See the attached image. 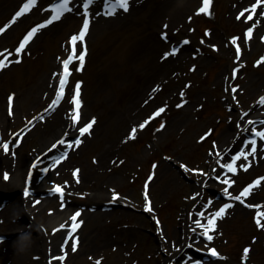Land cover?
I'll list each match as a JSON object with an SVG mask.
<instances>
[{
  "label": "rangeland",
  "instance_id": "obj_1",
  "mask_svg": "<svg viewBox=\"0 0 264 264\" xmlns=\"http://www.w3.org/2000/svg\"><path fill=\"white\" fill-rule=\"evenodd\" d=\"M51 1L38 0L30 12L12 23L14 13L22 7L24 0H0V27L6 28L0 34V53L3 54L0 59L10 58L12 66H16L0 85L4 105L6 98L15 94L14 98L19 101L17 111L22 120L32 103L43 105L39 113L26 123V129L36 117L48 115L45 111L47 107L55 106L53 102L59 93L60 80L55 82L53 78L60 71L61 79L63 77L62 45L68 49L69 35L77 34L82 29L83 20L89 19L90 31L84 41H77V60L71 66L73 75L65 89L67 95L62 99L68 114L71 113L75 85L82 82L81 107L85 116L89 117L86 123L95 118L96 128L85 135L83 148L77 147L69 155L70 162L81 161L83 166H92L91 160L106 145L124 136L131 125L135 127L134 121L151 118L139 135L128 140L122 148L120 143L117 149V161H127L137 156L129 166L131 172L128 177L119 180L103 197H93L99 183L94 177L82 196H66L67 201L68 197L75 200L68 205V213L79 211L81 215L75 222L82 220L83 223L76 232L68 234L67 242L60 248V257L64 256L65 259L67 255L70 256L75 238L78 237L77 245L82 249L85 261L69 264H97V261L100 264H264V228L260 227V223H264V179L259 185L254 183L264 178V138L255 140V153L250 151L252 141L244 140L245 144L238 145L230 152V148L223 151L219 155L220 159L210 164L214 145L221 144L227 132H232L236 125H241L243 120H248L255 113L264 111V105L259 103L260 98L264 97L261 96L264 91V25L257 26L248 22L250 20L244 21L245 17H237L239 11L254 0H212L209 7L211 14L199 12L203 0L190 1L184 9L185 13L171 23L170 38L164 41V49L168 53L170 47L181 40L186 41V48L173 54V61H178V64L171 71L169 81L162 89L155 91L152 102L139 109H134L133 99L145 79L148 57L141 55L130 58V50L143 29L148 28L147 20L143 16L129 17V23L123 25L117 18L129 15L128 11L122 12L115 7L109 12L114 14L105 15L100 22L93 23V18L97 19L100 14L90 7L98 0H93L87 12L83 7L84 0H71V10L65 11L58 19L63 27L56 32H37L24 52L17 54L15 49L26 33L51 18L53 13L46 10ZM40 9L42 14H39ZM104 9H107L106 4ZM262 9L264 6L261 5L253 19ZM249 28L252 29L251 38L247 35ZM234 37L238 38L235 43ZM253 41L258 43L257 46H252ZM85 43L88 51L83 70H80L78 57ZM238 54L243 55V58L238 57ZM237 62L238 66L235 64ZM166 100L167 107L164 105ZM161 107L165 111L155 116ZM232 113L236 117H232ZM111 114L115 117H111ZM166 117L174 120L173 128L171 133L160 137L158 129ZM84 122L83 118L76 126ZM253 127L264 131V121L252 125L246 131H252ZM154 138L156 141H153ZM35 140L31 137L25 139L20 152L27 151ZM147 143H151L152 149H146ZM139 151L144 153L138 156ZM241 152L245 155L236 160L237 171L226 172L223 165L236 159ZM61 154H66V151ZM52 162L53 158L44 167L48 169ZM164 165L171 168V175L159 191L144 196L146 181L153 171ZM241 165L248 167L245 169ZM216 170L219 172L216 173ZM217 176L223 178L222 182ZM226 180L229 183H225ZM54 183L62 185L64 179L59 178ZM250 183L253 187L249 195L236 200L235 197ZM217 184L224 190L216 193ZM52 185L47 184L46 191L33 193L32 197L54 198L58 206L64 208L65 195L63 198L61 194L52 195ZM226 188L234 198L221 197ZM4 191L0 194L2 204L13 201L19 194L14 190ZM119 197H125L133 206L112 205ZM149 200L152 211H148ZM225 204L230 205L225 213L215 217V213ZM111 209L121 211L112 218L106 214ZM18 217L13 211L6 213L2 208L0 234H4L10 222ZM209 217L215 219L216 227L210 228L212 242L204 243L202 234ZM20 222L43 234L51 233L47 224L40 229L39 224L44 222L42 220L36 223L27 216ZM126 225H137L136 232L130 233ZM16 234H20L19 231ZM28 234L31 239L23 245L19 244V254L12 251L9 260L13 264H51L47 250L38 248L36 232ZM4 235L5 241L11 245L14 235ZM105 236L111 240H126L128 251L121 258L103 254L101 240ZM186 238H191L192 241L188 242L192 243L188 244ZM203 243L205 250L198 247ZM209 248H216L221 258H208ZM245 248H250L247 255L244 253ZM173 250L177 251L178 258L173 257Z\"/></svg>",
  "mask_w": 264,
  "mask_h": 264
},
{
  "label": "bare ground",
  "instance_id": "obj_2",
  "mask_svg": "<svg viewBox=\"0 0 264 264\" xmlns=\"http://www.w3.org/2000/svg\"><path fill=\"white\" fill-rule=\"evenodd\" d=\"M102 1L105 2V0ZM102 1L96 2L90 7V9L97 10L100 14L97 19H95V17L93 18V23L100 22L105 15H110L108 10H104ZM190 1L192 2L193 0H129V9L127 10L129 15L117 18V21L123 25L129 23L131 20L129 17L143 16L145 20H147L145 22L147 23L148 28L143 29L139 38L135 39V43L131 46L130 50V58L134 59L141 55L148 57L145 79L137 91L138 94L136 93V95H134V109H139L140 106H147L149 102H152V97L156 94L155 91H157L158 88L162 89L165 86L170 79L171 71L177 66L178 61L177 63L176 61H173V54L165 56L168 52L164 49V41L170 38L169 32H171V23L176 21L181 14L185 13L184 9L187 8ZM262 6H264V3ZM256 10H258V8ZM259 11L256 13L255 18L248 22L257 26L264 25V9H262L261 12ZM39 14H42L41 9ZM249 14H252V12L248 11L245 13V18ZM60 21L56 20L55 22L41 28L38 32H56L55 30L58 31L63 27L61 25L62 22L60 23ZM165 25H167V27H165ZM90 28L91 26L89 27V31ZM165 33L167 34V37L163 39L161 35ZM253 42L254 44H252V46H257L258 43L256 41ZM185 48L186 45H183L179 50H184ZM68 51L69 50L66 49V46L63 44L61 62L63 61V56H67ZM241 58H243V55ZM7 61H10V58H7ZM235 64L238 66L239 62ZM15 69L16 66L13 67L12 62L10 61L6 67L0 70V85L3 81H6L7 77L11 74V71H14ZM60 72L59 74H55L53 78L55 82H58V79L60 80ZM219 80H221V77H219ZM65 95H67V92ZM262 95H264V91L261 96ZM64 102L65 101L61 99L58 103H55V106L53 105L50 108L47 107L45 112H47L48 115L44 117L43 115L36 117L32 125L26 129V123L39 113L40 107L43 105L39 106V103H32L27 109V115L22 120L17 111L19 101L16 98L13 99L12 110L9 112V99L6 98V104L4 105L0 89V194L2 195L3 192H5L4 190H14L16 194L19 193L11 202L4 204H1L0 202V210L3 208L6 213L13 211L17 217L19 216V219L14 218L13 221L10 222L7 231L3 232L7 235L8 233H11V235L14 236L11 238V245L5 240H0V264H13L11 260H9L10 253L16 251L19 254V244H24L31 239V236L28 234L31 231H35L38 235V248L39 250H47V255L50 258L51 264H69L78 261L79 263H82L85 261V258L83 259L82 249L78 247L76 241L74 243V245H76V251L71 250L70 256L67 255L65 259H59V251L65 242V235L69 233L68 226L73 214V212H71V214L68 213L67 207L70 203L75 201L71 198L69 199V197L67 201L66 196H82V193L86 191L93 182L94 177L99 180V183L93 197H103L107 191L109 192L114 188V185H116L119 180L122 181L129 176L131 172L129 166L131 163L133 164V161L137 158V156H132L127 161L116 160L118 156L117 149L120 148V143L122 148L124 144L128 143V140L131 141L133 139L130 136V130L134 128V126L131 125V127L125 131L124 136H119L116 141L112 142V144L110 143L111 145H106L98 153L97 157L91 160L92 166H83L81 161L70 162L69 155L73 154L75 148H83L86 138L85 135H88V133L81 134L80 131H76L75 126L77 121L71 119L70 114H68L69 111L66 103ZM164 105L167 107L168 100L164 102ZM79 113V121L83 118L85 119V122L89 120V117H86L83 112V107L79 109ZM263 115L264 111H260L252 115L250 118L262 117ZM111 117H115V115L111 114ZM232 117H236V114L232 113ZM144 121L145 118L139 120V122L138 120L134 121L135 127L137 128L136 136L143 131L144 128L140 129L138 126ZM173 123L174 120L172 118L169 120L167 117L164 118L161 122V125L163 124L164 127L161 128L160 126L158 129L160 132L159 136L162 137L165 134L171 133ZM247 123V120H243L241 125H236L237 127H235L232 132H227L226 135H224L221 144H216L214 147L215 152L210 157V164H215V160L220 152L222 153L229 148V151H231L238 145L240 146V140L242 139L240 138V135H242V131L239 129L248 128L249 124ZM95 128L96 125H93L90 132L95 131ZM17 134L18 136L15 137ZM20 136H22L21 142L18 141L21 138ZM29 137L36 138L35 142L27 151L20 152L22 145L25 143V139H29ZM72 138H75V141L69 146L67 143ZM154 140L156 141V138H154L153 141ZM76 141H81V143L77 145L75 143ZM4 143L9 144L7 151L3 148ZM145 147L148 150L152 149L151 143H147ZM64 148H66L69 153L57 162V158H60L58 152ZM142 153L144 152L139 151L138 156ZM52 158H56L55 163L53 162L54 166L53 168L50 166L48 167V170H46L47 168L44 166H48L49 162L52 161ZM75 169L80 170L78 173L79 180H77ZM171 171V168L167 165L153 171L152 176H150L145 183L146 193L151 196V194L159 191L164 182L171 175ZM218 172L219 170H216V173ZM5 174H7V179L4 178ZM59 178L64 179V183L61 185L64 191L63 195H65L64 201L66 205L64 208H60L58 203L53 200L54 198L43 199L32 197L33 193L46 191L47 184L56 182ZM57 185L58 184H54L53 186ZM221 189L222 187L219 184L215 185L216 192ZM115 204L130 207L131 205L133 206V203L128 202L125 197L115 200L112 205ZM120 211L121 210L111 209L106 212V214L113 218L115 213L117 212L119 214ZM27 216L31 221L36 223H38L37 221H44L42 225L39 224L40 229L45 228L47 224L50 226L51 233L43 234L32 226L22 225L20 221ZM61 225L67 226L61 227ZM36 226L38 225L36 224ZM126 226H129L128 231L130 233H135L138 227L137 225ZM16 231H19L20 234L17 235ZM24 231L27 232L23 234ZM103 239L104 240H101L102 251H104L103 254H110L113 258H121L122 254L128 251V248H126L128 242L122 238L119 240H111L108 236H105ZM186 239L187 240L185 241L187 242L192 241L191 238ZM161 240L164 241V239ZM189 243L192 242H188V244ZM204 246L203 243L201 247H198L204 249ZM176 252V250H173L172 255L173 257L178 258ZM58 259L60 261H58Z\"/></svg>",
  "mask_w": 264,
  "mask_h": 264
},
{
  "label": "snow or ice",
  "instance_id": "obj_3",
  "mask_svg": "<svg viewBox=\"0 0 264 264\" xmlns=\"http://www.w3.org/2000/svg\"><path fill=\"white\" fill-rule=\"evenodd\" d=\"M93 0H84V3H83V7H84V10L85 12L88 11V8H89V5L92 4ZM261 0H257V3L256 4H253L252 7H251V12H252V15H248L246 17V19L248 20H252L253 19V15H255V12H256V9L257 7L259 6ZM38 3V0H26V2H24L22 4V7H20L15 13H14V16L12 18V23H15L16 20L22 16H24L26 13L30 12V10ZM118 3L120 5V7L127 11L129 9V0H118ZM212 3V0H203V5L202 7H200L199 9V12H208L209 14H211L209 12V7ZM69 4H70V0H61L60 3L58 4H52L51 5V8L54 9V14L51 15V18L50 19H47L44 21V23H41V24H37L36 26L32 27L27 33L26 35L23 37L22 39V42L19 43V46L15 49V52L17 54L19 53H23L24 52V49L26 47V45H28V43L32 40V38L36 35V33L43 27H45L46 25L48 24H51L54 20H58L61 18V16L64 14L65 11H69L71 10L70 7H69ZM113 7H115V5H113ZM249 9H245V11L241 12L240 13V17H245V12H248ZM110 14H114V13H110ZM89 27H90V20L89 19H84L83 20V24H82V29L77 33V34H74L71 36V49H70V52H69V55L66 59H64L62 61L63 63V73H62V76L63 78L60 79L59 81V93L57 94V97H56V100L53 102V103H58L65 95V89H66V86H67V82H68V78L69 76L71 75V72H70V65L72 64L73 60L74 59H77V56H76V42L77 41H84V38L85 36L87 35L88 31H89ZM165 27H167V25H165ZM4 31H6V28L4 27H0V34H2ZM165 36V38L167 37V34H163ZM248 37L251 38L252 36V29L249 28L248 29V33H247ZM238 38L237 37H234L233 38V42L235 43V41L237 40ZM237 50H239V45H237ZM87 45L86 43L84 44L83 46V50L81 52V54L79 55L78 59L80 61V70H83V61H84V58L87 54ZM174 52L178 51V49H173ZM170 53H166L165 56L169 55ZM3 54L0 53V56H2ZM9 55H11V53H9ZM264 59V58H262ZM16 62H19V61H16ZM8 63H10V61H7V58H4V59H0V70H2L4 67H6L8 65ZM81 83L82 82H78L76 83L75 85V94L71 97V100L72 102L75 104V109H74V115L72 117L73 120L75 121H79L80 119V113H79V109L82 105V101L80 99V87H81ZM238 87V86H237ZM181 95H184V93H181ZM14 96L15 94H12L9 96V112H11L12 110V101L14 99ZM259 103L264 105V97H261L260 100H259ZM178 107L182 106V105H177ZM165 111V108L161 107L159 108L156 112H155V116H160L161 113H163ZM245 115H247L245 113ZM151 119V118H150ZM150 119L149 120H145L143 123H141L138 127L140 129L144 128L147 126V124L150 122ZM95 118H93L91 121H89L84 127L80 128L79 131L81 134H84V133H89L90 134V130L92 129L93 125L95 124ZM249 123H253L252 121H249ZM164 125L162 124L161 125V128H163ZM136 133H137V128L134 127L130 130V136L131 138H135L136 136ZM256 135L259 136V137H262L264 138V131H257L256 132ZM77 145L79 143H81V141H76L75 142ZM255 144H256V141L255 139L252 140V152L255 153L256 151V147H255ZM3 148L4 150H8L9 148V144L8 143H4L3 144ZM66 156V154H64ZM245 155V153L241 152L237 155L236 159L232 160L230 163H225L223 165L224 168H227L229 169L231 172L235 173L237 171V167H236V160H238L240 158V156H243ZM63 157H60V158H57V162H59V159H61ZM186 167V166H185ZM241 167L243 168H247L248 165H241ZM79 169H75V174H77V180H79V176H78V173H79ZM5 179H7V174H5L4 176ZM217 179H219V176H217ZM264 179V178H259L257 179L254 183L259 185L261 183V180ZM232 183H234V181H231ZM225 183H229V181H225ZM253 187V184H249L247 187H245L242 191V193L238 196L235 197L236 200H241L243 197H246L247 195H249V190ZM55 191L59 192L61 194V198H63V194H64V191H63V188L60 186V185H57L56 188L54 189ZM225 191L227 192V189H225ZM117 196L119 195L118 193L116 194ZM147 195V193H146ZM229 195H231L229 193ZM230 205L228 204H225L223 205V207H221L216 213H215V217H221L224 213H225V209H227ZM249 206H252V205H249ZM148 211H152V208H151V201L149 200L148 201ZM81 215V213L79 211H77L72 217V221H76L77 220V217H79ZM201 215L203 216L204 213H201ZM258 223H260L259 221H257ZM83 221H79L78 223H73L72 224V231L75 232L76 229L80 226V224H82ZM197 223L199 224L200 222L197 221ZM67 225H61V227H66ZM201 227H205L204 225H201ZM216 227V221L214 218L212 217H209L208 219V225L206 227V230L204 232V235L207 236V239L209 241H211L213 239V236L209 234V228L211 229H214ZM260 227L261 228H264V223H260ZM76 241H77V244H78V241H79V238L76 237L75 238ZM72 250L73 251H76V245H73L72 247ZM211 251V254L214 255V256H217L219 257L221 254L217 251L216 248H211L210 249ZM250 252V248H245L244 249V253L245 255H247L248 253ZM65 256H66V253H65ZM59 259H64V256H61ZM97 264H100L99 261H97Z\"/></svg>",
  "mask_w": 264,
  "mask_h": 264
}]
</instances>
